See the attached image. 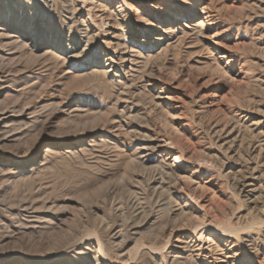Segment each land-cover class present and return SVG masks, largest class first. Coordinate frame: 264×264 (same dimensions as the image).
Wrapping results in <instances>:
<instances>
[{"label": "rangeland", "instance_id": "374dc122", "mask_svg": "<svg viewBox=\"0 0 264 264\" xmlns=\"http://www.w3.org/2000/svg\"><path fill=\"white\" fill-rule=\"evenodd\" d=\"M0 17V264H264V0Z\"/></svg>", "mask_w": 264, "mask_h": 264}, {"label": "bare ground", "instance_id": "6f19581e", "mask_svg": "<svg viewBox=\"0 0 264 264\" xmlns=\"http://www.w3.org/2000/svg\"><path fill=\"white\" fill-rule=\"evenodd\" d=\"M0 20H2L3 23L2 24V27L4 28H11L13 26H15L16 28H19L18 25H16L13 21L9 20V19H6V18H1L0 17ZM206 27V26H205ZM15 28V29H16ZM27 36V41H29V43H33V44H36L37 42H40V39L38 36H36L35 34L33 33H28V34H25ZM156 39V38H155ZM51 45V43H48ZM52 46V45H51ZM49 149H46L45 151V154L48 152ZM171 166V165H170ZM184 166V161L180 158H175L174 159V162L172 163V167H183ZM201 240V239H200ZM11 264V262H10Z\"/></svg>", "mask_w": 264, "mask_h": 264}]
</instances>
